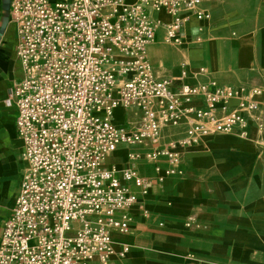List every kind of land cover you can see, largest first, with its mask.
<instances>
[{
    "label": "built area",
    "instance_id": "1",
    "mask_svg": "<svg viewBox=\"0 0 264 264\" xmlns=\"http://www.w3.org/2000/svg\"><path fill=\"white\" fill-rule=\"evenodd\" d=\"M205 1L10 0L23 76L8 98L25 166L0 264H124L128 246L115 248L113 234L129 228L131 186L145 192L151 182L132 166L140 154L129 152L130 166L121 169L106 163L116 146L148 142L145 160L175 161L180 145L264 118L261 88L176 84L150 64L157 29L179 44L192 16L209 18ZM160 11L170 21L152 16ZM115 108L129 113L124 124L115 122ZM182 124L178 139L160 144Z\"/></svg>",
    "mask_w": 264,
    "mask_h": 264
},
{
    "label": "crops",
    "instance_id": "2",
    "mask_svg": "<svg viewBox=\"0 0 264 264\" xmlns=\"http://www.w3.org/2000/svg\"><path fill=\"white\" fill-rule=\"evenodd\" d=\"M202 7L209 18L192 16L179 44L166 42L163 28L157 29L147 47L156 74L174 77L176 84L214 81L262 89L264 0H208ZM152 16L170 21L164 11ZM16 44L10 0H0V239L25 166L17 110L8 98L23 76ZM253 125L180 145L175 161L166 155L145 160L152 150L148 142L116 146L106 163L121 169L130 166L129 152L140 154L132 166L151 182L145 192L143 186H131L137 201L130 208L129 228L113 234L115 248L128 246L124 264H264V144ZM183 130L184 124L168 128L160 144L178 139Z\"/></svg>",
    "mask_w": 264,
    "mask_h": 264
},
{
    "label": "rangeland",
    "instance_id": "3",
    "mask_svg": "<svg viewBox=\"0 0 264 264\" xmlns=\"http://www.w3.org/2000/svg\"><path fill=\"white\" fill-rule=\"evenodd\" d=\"M123 1H125V2H127L128 0H123ZM149 46V45H148ZM182 52H181V54H182V57L184 58V60H186L187 61V53H186V51L185 50H181ZM262 89H264V86L262 87ZM117 109L119 110H123V108H115V110H114V116L115 117H118L119 119H123V122H122V124H124L125 123V120L129 117V113L127 112V111H122V112H119V114L118 113H116V111H117ZM121 113V114H120ZM123 113V114H122ZM118 114V115H117ZM123 117V118H122ZM117 118V119H118ZM254 124V123H253ZM258 131H259V133H260V136H261V138H260V141H262V144H264V118H262L261 119V121L258 123V124H254L253 125ZM244 129H247V127L246 128H244ZM238 130H241V129H237V130H234V131H238ZM246 131V130H245ZM206 136L207 135H202V139H204V138H206ZM120 148H126V146L125 145H123V146H120ZM118 155H123V153H118Z\"/></svg>",
    "mask_w": 264,
    "mask_h": 264
},
{
    "label": "bare ground",
    "instance_id": "4",
    "mask_svg": "<svg viewBox=\"0 0 264 264\" xmlns=\"http://www.w3.org/2000/svg\"><path fill=\"white\" fill-rule=\"evenodd\" d=\"M115 110V109H114ZM113 113H114V111H113Z\"/></svg>",
    "mask_w": 264,
    "mask_h": 264
}]
</instances>
